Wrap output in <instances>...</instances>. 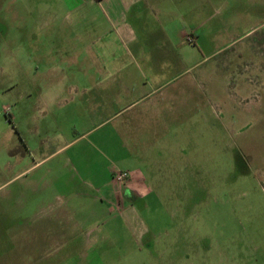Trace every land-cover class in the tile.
Segmentation results:
<instances>
[{
  "label": "rangeland",
  "instance_id": "1",
  "mask_svg": "<svg viewBox=\"0 0 264 264\" xmlns=\"http://www.w3.org/2000/svg\"><path fill=\"white\" fill-rule=\"evenodd\" d=\"M78 1L0 0V200L12 192L7 205L18 201L20 186L24 192L35 186L32 177L49 184L50 171L74 170L62 157L46 160L73 136L75 121L54 96L56 90L63 95L66 84L33 86L34 78L46 76L47 68L37 65L48 57V44L36 48L26 33L48 9L82 4L79 10L99 17L110 12ZM154 1L138 5L147 27L144 42H152L150 31L164 29L178 46L181 65L141 122L146 141L162 151L157 159L151 150L158 161L155 178L147 171L156 191L151 209L134 202L135 214L96 228L109 235L68 244L53 241L43 224L34 235L30 225L57 195L43 200L26 192V219H0V264H264V0ZM81 26L94 24L83 20ZM123 120L100 133L108 135Z\"/></svg>",
  "mask_w": 264,
  "mask_h": 264
},
{
  "label": "crops",
  "instance_id": "2",
  "mask_svg": "<svg viewBox=\"0 0 264 264\" xmlns=\"http://www.w3.org/2000/svg\"><path fill=\"white\" fill-rule=\"evenodd\" d=\"M142 2L151 7L155 1L86 0L90 7L110 9V12L102 10L100 17L79 10L82 4L58 12L48 9L37 15L38 22L30 31L25 30L33 37L36 48L46 46L45 42L48 44V57L37 65V68H47L46 76L34 78L33 86L39 81L66 84L60 87L63 95L56 90L54 96L63 99L57 104L59 109L70 111L75 121L73 136L46 160L62 157L64 166L70 165L74 170L70 175L50 171L49 184L42 178L32 177L35 186L25 192L20 186L18 201L9 202L10 205L7 200H12V192L3 193L0 219L8 216L18 221L26 219L25 206L21 203L26 192L32 198L43 200L57 195V199L47 200L41 214L31 216L30 225L35 227L32 233L37 235V225L43 224L55 242L95 243L101 236L109 235L108 231H97L98 226L109 228L120 216L128 212L135 214L131 204L139 203L151 209L156 191L149 183L147 171L153 176L157 171L158 161L153 160L151 150L157 152V159L162 157V151L158 149L159 144L146 141L143 133L146 127L141 124L157 106L151 99L177 79L181 60L178 46L167 41L164 29L161 34L150 31L148 36L152 42H144L147 27L143 23V11L138 8ZM153 9L156 14L160 13L158 6L153 5ZM99 19L106 20L108 25L100 26ZM83 20H90L94 26H81ZM190 36L196 44L195 37ZM72 68H78L77 74ZM121 118L124 120L108 135L100 133ZM176 141L172 143L178 146ZM118 172H128V181L119 184ZM23 174L17 178L22 180ZM54 183H62L63 187L58 190ZM14 195L17 197V192Z\"/></svg>",
  "mask_w": 264,
  "mask_h": 264
},
{
  "label": "built area",
  "instance_id": "3",
  "mask_svg": "<svg viewBox=\"0 0 264 264\" xmlns=\"http://www.w3.org/2000/svg\"><path fill=\"white\" fill-rule=\"evenodd\" d=\"M193 42V41H192ZM130 174L128 172H118L116 174V180L119 184H124L128 181Z\"/></svg>",
  "mask_w": 264,
  "mask_h": 264
}]
</instances>
